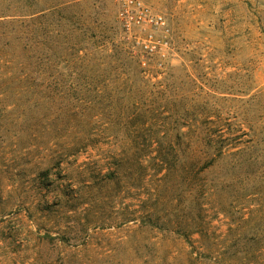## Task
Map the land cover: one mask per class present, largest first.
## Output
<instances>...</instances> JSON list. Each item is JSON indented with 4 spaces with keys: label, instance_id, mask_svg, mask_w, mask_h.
Returning <instances> with one entry per match:
<instances>
[{
    "label": "rangeland",
    "instance_id": "obj_1",
    "mask_svg": "<svg viewBox=\"0 0 264 264\" xmlns=\"http://www.w3.org/2000/svg\"><path fill=\"white\" fill-rule=\"evenodd\" d=\"M122 1L0 0V264H264V0Z\"/></svg>",
    "mask_w": 264,
    "mask_h": 264
},
{
    "label": "built area",
    "instance_id": "obj_2",
    "mask_svg": "<svg viewBox=\"0 0 264 264\" xmlns=\"http://www.w3.org/2000/svg\"><path fill=\"white\" fill-rule=\"evenodd\" d=\"M120 18L127 29L147 23L165 24L164 18L159 15H152L149 7L142 0H123L120 9ZM143 46L144 50L151 54L157 50L155 43L145 42Z\"/></svg>",
    "mask_w": 264,
    "mask_h": 264
},
{
    "label": "trees",
    "instance_id": "obj_3",
    "mask_svg": "<svg viewBox=\"0 0 264 264\" xmlns=\"http://www.w3.org/2000/svg\"><path fill=\"white\" fill-rule=\"evenodd\" d=\"M36 19H38V16H37V18Z\"/></svg>",
    "mask_w": 264,
    "mask_h": 264
}]
</instances>
